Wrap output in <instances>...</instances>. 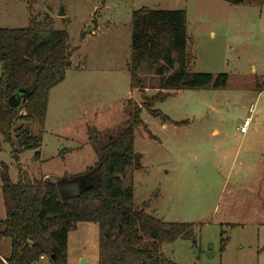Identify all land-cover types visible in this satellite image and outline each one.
Returning <instances> with one entry per match:
<instances>
[{"label": "rangeland", "instance_id": "rangeland-1", "mask_svg": "<svg viewBox=\"0 0 264 264\" xmlns=\"http://www.w3.org/2000/svg\"><path fill=\"white\" fill-rule=\"evenodd\" d=\"M141 8L185 10L190 71L228 79L223 89L182 90L157 104L154 110L172 123L141 111L140 120L154 139L142 127L134 131L137 168L122 177L133 188L134 205L161 221L193 225L194 240L162 248L177 264H264V157L241 169L245 158L238 154L245 153H237V128L249 117L250 105L251 127L264 129V88H256L264 81V7H233L223 0H0V29L27 28L33 17L39 33L69 36L72 67L49 92L40 148L16 154L21 169L30 178L62 184L83 175L97 162L88 129L101 137L116 133L128 121L127 103L139 106L143 94L156 93L151 88L156 77L145 63L136 71L145 93L129 89L131 14ZM19 126L37 134V126L18 121L13 140ZM251 144L253 153L264 154V134L255 135ZM13 149L16 145L0 137V169L5 164L17 183ZM221 231L229 239L222 254ZM97 243V224H79L68 234L67 264H96ZM7 251L10 241L4 239L3 259Z\"/></svg>", "mask_w": 264, "mask_h": 264}, {"label": "trees", "instance_id": "trees-1", "mask_svg": "<svg viewBox=\"0 0 264 264\" xmlns=\"http://www.w3.org/2000/svg\"><path fill=\"white\" fill-rule=\"evenodd\" d=\"M223 1L233 7H264V0ZM68 41L65 31L39 33L33 17L27 28L0 29V137L12 148L16 145L12 154L19 172V181L12 183L8 167L1 165L5 219L0 220V242L10 241V255L0 258V264H67L68 234L81 223L97 224V264H177L162 254V248L178 240H194L193 225L167 223L135 207L133 188L122 180L126 172L137 168L134 131L142 127L154 139L140 120L143 109L162 123H172L154 110L157 104L182 90L223 89L228 77L190 71L185 10L133 11L129 89L145 93L144 79L136 75L145 63L156 77V85L151 87L156 93L151 97L143 94L139 106L129 101L128 121L116 133L101 137L88 129L87 141L96 165L83 174L89 177L86 188L63 200L57 182L30 178L16 154L37 151L41 146L49 92L71 68ZM256 88L261 91L263 87ZM17 90H31L20 111L7 104ZM18 121L37 126V134L33 136L28 128L19 126L13 140L12 128ZM38 156L35 152L34 159ZM228 241L221 231L220 254ZM40 257H44L43 262Z\"/></svg>", "mask_w": 264, "mask_h": 264}, {"label": "water", "instance_id": "water-1", "mask_svg": "<svg viewBox=\"0 0 264 264\" xmlns=\"http://www.w3.org/2000/svg\"><path fill=\"white\" fill-rule=\"evenodd\" d=\"M64 13L60 11L59 16H63ZM262 87L264 88V81L262 82ZM31 93V90H17L8 99L7 104L10 108L20 111L22 105L25 103L26 97ZM89 177L87 175L78 176L66 184H62L57 181L59 186V194L61 198H73L78 193L83 191L86 186Z\"/></svg>", "mask_w": 264, "mask_h": 264}, {"label": "crops", "instance_id": "crops-1", "mask_svg": "<svg viewBox=\"0 0 264 264\" xmlns=\"http://www.w3.org/2000/svg\"><path fill=\"white\" fill-rule=\"evenodd\" d=\"M99 28V27H98ZM98 28H97V30H98ZM72 67V66H71ZM49 97H50V95H49ZM49 97H48V99H49ZM45 120H46V116H45ZM44 127H46V125H45V123H44ZM238 131V130H237ZM239 133V132H238ZM213 134H216L215 132L213 133ZM257 134H264V129H258V128H252L251 127V124H250V126H249V128H248V130H247V133L246 134H244V135H242V134H240L239 133V139H240V142H239V147H238V149H237V153L239 152V153H245V156H243L242 154L241 155H239L238 154V158L239 159H244L242 162L240 161V163H239V166H240V168L242 169L249 161H251L252 159H255V160H257V161H261L262 159H263V157H264V154L263 153H261V152H257L256 151V153H253L252 152V150H255V149H251V146H252V144H251V142H252V138L255 136V135H257ZM242 148V149H241ZM244 148V149H243ZM63 150V149H62ZM258 153V155H257V157H258V159H256V154ZM260 163V162H259ZM242 171V170H241ZM251 184V183H250ZM240 188V187H239ZM242 188H244V187H242ZM240 193V192H239ZM253 195H256L255 193V191L254 192H251ZM259 193L260 192H258L257 193V196H259ZM4 240V239H3ZM3 240L0 242V246H1V243L3 242ZM9 255H10V252L8 253V251H7V254H6V259L9 257ZM0 258L2 259V260H5V259H3L1 256H0ZM96 264H97V262H96Z\"/></svg>", "mask_w": 264, "mask_h": 264}, {"label": "built area", "instance_id": "built-area-1", "mask_svg": "<svg viewBox=\"0 0 264 264\" xmlns=\"http://www.w3.org/2000/svg\"><path fill=\"white\" fill-rule=\"evenodd\" d=\"M249 117L244 119L242 124L237 128L238 132L242 135L247 133V130L252 122V114L254 113V105H250L248 108ZM40 261H44V257H40Z\"/></svg>", "mask_w": 264, "mask_h": 264}]
</instances>
